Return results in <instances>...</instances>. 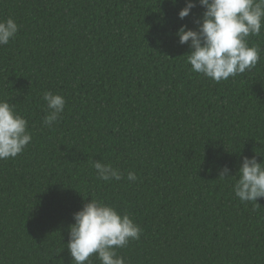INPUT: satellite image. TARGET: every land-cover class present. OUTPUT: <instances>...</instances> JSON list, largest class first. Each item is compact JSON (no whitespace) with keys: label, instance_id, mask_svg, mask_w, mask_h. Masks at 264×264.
I'll use <instances>...</instances> for the list:
<instances>
[{"label":"trees","instance_id":"obj_1","mask_svg":"<svg viewBox=\"0 0 264 264\" xmlns=\"http://www.w3.org/2000/svg\"><path fill=\"white\" fill-rule=\"evenodd\" d=\"M185 0H0L19 25L0 45V100L28 120L32 141L0 160V264H75L73 214L91 196L143 229L126 264H264V197L235 196L243 157L264 162V26L255 67L215 82L191 70L203 7ZM45 91L66 99L43 124ZM119 168L103 181L92 161ZM135 172L136 181L127 173ZM90 264H100L96 255Z\"/></svg>","mask_w":264,"mask_h":264},{"label":"clouds","instance_id":"obj_2","mask_svg":"<svg viewBox=\"0 0 264 264\" xmlns=\"http://www.w3.org/2000/svg\"><path fill=\"white\" fill-rule=\"evenodd\" d=\"M176 3V0H172ZM199 4L204 11L194 20L195 29L181 25L176 32L180 44H188L187 62L191 70L215 82L228 80L255 67L260 60V45L249 37L259 36L264 26V0H185L179 10L180 19L187 17ZM19 25L14 18L0 20V45L15 38ZM46 114L43 124L52 127L65 110L66 99L59 93L45 91ZM32 141L28 120L14 104L0 100V160L15 158ZM100 180H121L119 168L102 161H92ZM225 165L219 178L237 177L233 185L235 196L242 202L257 203L264 197V162L256 157H243L237 175H230ZM129 181H136L135 172L127 173ZM82 208L73 214L69 226L67 248L75 264H90L96 255L100 264H126L117 250L130 241L138 240L143 229L127 213L100 198L91 196Z\"/></svg>","mask_w":264,"mask_h":264}]
</instances>
